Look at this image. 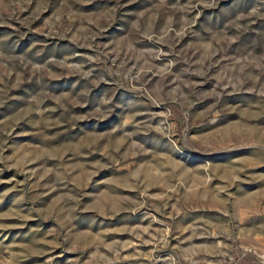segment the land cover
Masks as SVG:
<instances>
[{
  "label": "rangeland",
  "instance_id": "rangeland-1",
  "mask_svg": "<svg viewBox=\"0 0 264 264\" xmlns=\"http://www.w3.org/2000/svg\"><path fill=\"white\" fill-rule=\"evenodd\" d=\"M0 264H264V0H0Z\"/></svg>",
  "mask_w": 264,
  "mask_h": 264
}]
</instances>
